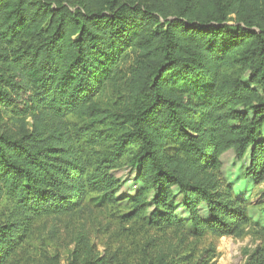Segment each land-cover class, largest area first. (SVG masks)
Masks as SVG:
<instances>
[{
  "label": "trees",
  "instance_id": "obj_1",
  "mask_svg": "<svg viewBox=\"0 0 264 264\" xmlns=\"http://www.w3.org/2000/svg\"><path fill=\"white\" fill-rule=\"evenodd\" d=\"M129 51L125 108H104ZM0 65V264H62L22 258L48 223L71 228L68 264H215L195 245L248 234L222 158L252 149L264 183V0H0ZM8 115L29 130L13 137ZM131 149L127 197L113 172Z\"/></svg>",
  "mask_w": 264,
  "mask_h": 264
},
{
  "label": "rangeland",
  "instance_id": "obj_2",
  "mask_svg": "<svg viewBox=\"0 0 264 264\" xmlns=\"http://www.w3.org/2000/svg\"><path fill=\"white\" fill-rule=\"evenodd\" d=\"M134 59V52L129 51L125 61L119 66V72L116 74L115 79L108 82L96 97V101L104 108L114 111L125 108L122 95L125 91V82L133 69ZM1 71L2 67L0 65V74ZM245 81H248V76ZM10 117L12 116H7L3 129L13 137H17L23 131L29 130L31 119L23 123ZM135 153L136 149H131L126 159L122 161L121 167L113 172L122 185L119 195L133 197L138 190L139 185L135 182L134 170L128 163ZM251 153L252 149H249L242 158H237L233 151H229L222 158L224 164L223 176L232 185L234 194L246 203L247 214L254 224L251 225L248 229V234L243 238H218L209 235L195 245L198 256L205 255L206 252L209 255H216L215 264H250L253 255L261 248H264V183H255L253 179L246 176V170L250 165ZM6 210H8V203L3 201L0 204L1 217H3V212ZM179 213L185 215L181 207H179ZM200 213L204 220H208L209 214L205 206L202 205L200 207ZM91 218L90 222L94 218L98 226L97 232L91 236V240L98 246L100 252H105V245L110 242L109 233L111 229H102L101 222L105 227L109 221V215L105 212L95 211V215ZM43 227L41 226L40 230H36L35 235L29 239L25 245L26 250L24 253L27 256L22 258L25 259L31 256L46 257V255L54 257L59 255L61 263L68 264L69 250L74 247L70 234L71 228L68 229L64 225L55 228L53 223L46 224V228ZM189 241L191 243L194 242V240Z\"/></svg>",
  "mask_w": 264,
  "mask_h": 264
}]
</instances>
